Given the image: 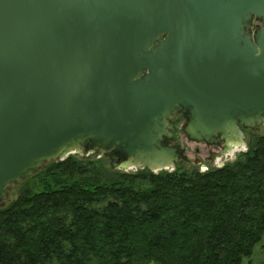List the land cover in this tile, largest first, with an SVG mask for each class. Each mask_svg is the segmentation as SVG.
I'll list each match as a JSON object with an SVG mask.
<instances>
[{"label": "water", "instance_id": "water-1", "mask_svg": "<svg viewBox=\"0 0 264 264\" xmlns=\"http://www.w3.org/2000/svg\"><path fill=\"white\" fill-rule=\"evenodd\" d=\"M182 113L217 157L264 126V0H0V208L83 149L173 169Z\"/></svg>", "mask_w": 264, "mask_h": 264}, {"label": "trees", "instance_id": "trees-1", "mask_svg": "<svg viewBox=\"0 0 264 264\" xmlns=\"http://www.w3.org/2000/svg\"><path fill=\"white\" fill-rule=\"evenodd\" d=\"M263 237L264 135L206 172L121 173L70 155L0 208V264H245Z\"/></svg>", "mask_w": 264, "mask_h": 264}, {"label": "rangeland", "instance_id": "rangeland-1", "mask_svg": "<svg viewBox=\"0 0 264 264\" xmlns=\"http://www.w3.org/2000/svg\"><path fill=\"white\" fill-rule=\"evenodd\" d=\"M260 22L257 20L253 25V31L257 29V26ZM188 121V118L182 115H179L173 122V138L168 141L169 146L179 147L183 151L185 160L180 161L173 169L162 170V171H174L176 169L184 171H194L198 170L200 172H206L209 170L217 169L223 167L225 164L233 162L236 158L243 152L248 150V143L251 139L264 135V126H259L249 131H246L245 147H241L238 151L225 153L222 157H217V154L222 152V148H219L214 145H208L206 143H198L192 141L184 133V127ZM242 149V150H241ZM72 155L77 156L80 159H88L99 162L100 166L107 171H116L121 173H136L142 168L136 166H129L126 168L122 167V163L113 155H100L92 150L83 149L82 152H76ZM214 155V157H213ZM158 171L156 173H159ZM23 181L12 188L11 193L3 203L2 206L9 205L13 200L18 197L19 187ZM264 264V237L262 242L256 246L254 255L245 260V264Z\"/></svg>", "mask_w": 264, "mask_h": 264}, {"label": "flooded vegetation", "instance_id": "flooded-vegetation-1", "mask_svg": "<svg viewBox=\"0 0 264 264\" xmlns=\"http://www.w3.org/2000/svg\"><path fill=\"white\" fill-rule=\"evenodd\" d=\"M180 115L187 117L185 113H182V114H180ZM246 131H249V130H246ZM217 147L222 148L223 145H220V146H217ZM223 148H224V147H223ZM222 150H223V149H222ZM182 153H184V152L182 151ZM109 155H113V156H115V157L118 159V161L121 162V163L124 161V158H123L121 155H119V154H116V153H110ZM185 159H186V158H185ZM185 159H184V160H185Z\"/></svg>", "mask_w": 264, "mask_h": 264}, {"label": "bare ground", "instance_id": "bare-ground-1", "mask_svg": "<svg viewBox=\"0 0 264 264\" xmlns=\"http://www.w3.org/2000/svg\"><path fill=\"white\" fill-rule=\"evenodd\" d=\"M238 149H239V147H236V148H235L236 151H238ZM235 150H234L233 152H235ZM241 150H242V149H241ZM233 152H232V153H233ZM229 154H230V153H229Z\"/></svg>", "mask_w": 264, "mask_h": 264}]
</instances>
